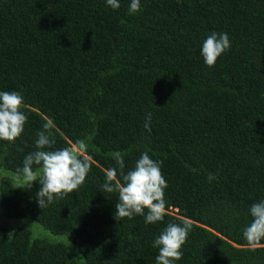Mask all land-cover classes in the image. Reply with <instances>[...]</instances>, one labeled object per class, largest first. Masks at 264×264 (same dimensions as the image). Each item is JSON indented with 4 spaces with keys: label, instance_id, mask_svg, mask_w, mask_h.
Returning <instances> with one entry per match:
<instances>
[{
    "label": "trees",
    "instance_id": "trees-1",
    "mask_svg": "<svg viewBox=\"0 0 264 264\" xmlns=\"http://www.w3.org/2000/svg\"><path fill=\"white\" fill-rule=\"evenodd\" d=\"M0 172V264H264V0H0Z\"/></svg>",
    "mask_w": 264,
    "mask_h": 264
},
{
    "label": "rangeland",
    "instance_id": "rangeland-1",
    "mask_svg": "<svg viewBox=\"0 0 264 264\" xmlns=\"http://www.w3.org/2000/svg\"><path fill=\"white\" fill-rule=\"evenodd\" d=\"M4 172V171H3ZM4 173L0 172V183L3 178H6ZM9 177V176H8ZM0 225L5 226L11 233L14 232L17 227L29 228L34 238L37 237H51L55 239L51 233L43 228L38 222L30 218H9L5 216L4 209L0 202Z\"/></svg>",
    "mask_w": 264,
    "mask_h": 264
}]
</instances>
